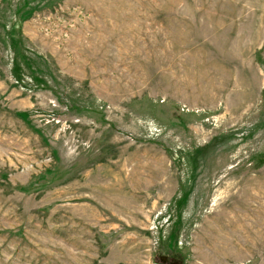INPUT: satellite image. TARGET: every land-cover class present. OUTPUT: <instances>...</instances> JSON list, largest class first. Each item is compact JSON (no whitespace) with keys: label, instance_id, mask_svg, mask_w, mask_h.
Masks as SVG:
<instances>
[{"label":"rangeland","instance_id":"374dc122","mask_svg":"<svg viewBox=\"0 0 264 264\" xmlns=\"http://www.w3.org/2000/svg\"><path fill=\"white\" fill-rule=\"evenodd\" d=\"M0 264H264V0H0Z\"/></svg>","mask_w":264,"mask_h":264},{"label":"bare ground","instance_id":"6f19581e","mask_svg":"<svg viewBox=\"0 0 264 264\" xmlns=\"http://www.w3.org/2000/svg\"><path fill=\"white\" fill-rule=\"evenodd\" d=\"M119 207V206H118Z\"/></svg>","mask_w":264,"mask_h":264}]
</instances>
